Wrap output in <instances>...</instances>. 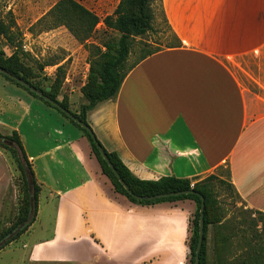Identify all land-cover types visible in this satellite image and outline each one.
<instances>
[{"label":"crops","instance_id":"crops-1","mask_svg":"<svg viewBox=\"0 0 264 264\" xmlns=\"http://www.w3.org/2000/svg\"><path fill=\"white\" fill-rule=\"evenodd\" d=\"M161 2L180 43L137 61L86 121L137 178L193 183L223 167L264 213V0ZM13 130L39 192L34 221L0 264H188L194 201L131 202L78 127L0 75V134ZM215 249L216 264L238 257L220 239Z\"/></svg>","mask_w":264,"mask_h":264},{"label":"rangeland","instance_id":"rangeland-1","mask_svg":"<svg viewBox=\"0 0 264 264\" xmlns=\"http://www.w3.org/2000/svg\"><path fill=\"white\" fill-rule=\"evenodd\" d=\"M58 1L0 0V21L11 32L10 39L0 37V47L6 56L16 51L36 72L39 87L58 101L66 98L69 110L77 112L79 105L86 103L82 88L91 77L92 67L101 60L106 46L115 44L120 36L103 21L113 16L120 0H75L98 19L91 32L78 33L79 36H74L65 25L52 24L50 11ZM148 8L143 31L129 39L121 73L148 51L180 43L166 19L161 0H150ZM75 27L78 32V25ZM210 174L214 177H207ZM210 174L198 179L208 191V218L212 222L206 233L209 249L206 264H216L214 252L218 239L223 241L225 255L234 256L237 246V264H264V213L244 204L228 181L227 169L221 167ZM23 192L21 173L9 150L0 142V230L15 216ZM18 238L16 243L21 239Z\"/></svg>","mask_w":264,"mask_h":264},{"label":"trees","instance_id":"trees-1","mask_svg":"<svg viewBox=\"0 0 264 264\" xmlns=\"http://www.w3.org/2000/svg\"><path fill=\"white\" fill-rule=\"evenodd\" d=\"M150 0H120L117 7L113 13V16H107L104 18V24L108 27L116 29L120 36L115 44H108L106 46L105 52L101 56V60L95 62L91 69L90 79L87 84L82 88V94L86 100V103L79 105L77 112H71L66 98L58 101L55 96L43 90L39 87L36 82V72L33 68L25 64L22 58L16 51H13L11 55L6 56L0 47V68L4 69L12 75L13 78L0 73L6 80L22 87L28 93L34 97L40 99L48 106L54 108L60 112L65 118H67L72 124L78 127L83 135L87 138L92 154L97 159L102 172L108 177L114 189L124 195L131 202L147 205L158 201L164 200H177V199H191L195 203L194 212L190 218L189 228L190 237L188 240L189 264H194L195 248L198 239V218H199V207L201 202V196L204 199L203 208V238L199 251V264H206V233L209 224L208 214V191L205 186L201 184V180H197L192 183L187 178H178L175 176H162L156 180H143L134 176L130 170L122 163L118 158L117 154L114 152H108L103 148L101 143L96 138L92 129L86 121V113L92 109L98 102L112 99L116 96L120 83L124 78L127 71L132 67L137 61L143 59L147 55L160 50L148 51L147 53L141 55V57L134 62L128 70L121 73L123 63L126 60L129 51V39L131 36L141 34L148 17L149 8L148 2ZM53 17V25H65L74 36H79L78 33L88 34L91 32L95 24L97 23V17L90 12L83 5L75 0H59L50 11ZM76 25H78V32L75 30ZM11 32L8 27L0 21V37L4 36L10 39ZM175 46V45H174ZM172 47V46H170ZM42 69V66H39ZM14 78H18L30 86H33L37 90L41 91L44 95H47L58 103L60 108L53 106L50 102L44 100L41 96L30 91L28 87L23 86L21 83L17 82ZM67 111L72 113L75 117L86 124V128L80 126L77 122L71 119ZM0 138H5L11 141V145H2L9 150L14 162L17 165L18 170L21 173L22 182L24 186L23 201L20 204L15 216L10 220L8 226H5L0 230V249L6 246L9 242L17 239L28 227L32 224L35 219L38 201L39 185L36 182L31 163L28 160L25 151L23 149L21 140L15 130L8 134H0ZM96 144H99L106 156L109 158L114 169L118 175L123 179V181L128 186V191L122 186L118 181L117 177L114 175L112 170L108 167L107 163L101 157ZM28 169L32 177V185H28L25 169ZM207 177H214L209 175ZM211 179V178H208ZM182 192L188 191L187 193H181L179 195H171L166 197H160L156 199H139L136 196L143 195H154L163 194L171 192ZM30 192L34 199V211L32 214L29 213V196ZM223 242V241H222ZM237 259H234V264H237ZM222 264H233V260L230 262H223Z\"/></svg>","mask_w":264,"mask_h":264},{"label":"water","instance_id":"water-1","mask_svg":"<svg viewBox=\"0 0 264 264\" xmlns=\"http://www.w3.org/2000/svg\"><path fill=\"white\" fill-rule=\"evenodd\" d=\"M0 73L5 74L11 78L12 75L10 73H8L7 71H5L4 69L0 68ZM17 82L21 83L23 86L28 87L30 91L34 92L35 94L41 96L44 100L50 102L53 106H56L58 108H60V106L58 105V103H56L55 101H53L52 99H50V97H48L47 95H44L41 91L37 90L36 88H34L33 86H30L28 83L18 79V78H14ZM68 116L73 119L75 122H77L80 126L86 128V124L83 123L81 120H79L77 117H75L74 115H72V113H70L69 111H67ZM0 142L6 144V145H11V141L5 139V138H0ZM97 149L101 155V157L103 158V160L107 163L108 167L112 170V172L114 173V175L117 177L118 181L122 184V186L128 191V186L126 185V183L123 181V179L118 175V173L116 172V170L114 169L112 163L110 162L109 158L106 156V154L104 153V151L102 150V148L100 147L99 144H96ZM26 172V177H27V181H28V185L31 186L32 185V177L30 175L29 170L26 168L25 169ZM188 191H182V192H171V193H163V194H154V195H143V196H136L139 199H145V200H150V199H156V198H160V197H166V196H171V195H179L181 193H187ZM201 202H200V207H199V218H198V239H197V244H196V248H195V255H194V264H199V251H200V246H201V242H202V238H203V208H204V199L201 196ZM34 211V199L33 196L30 192V196H29V213L32 214Z\"/></svg>","mask_w":264,"mask_h":264},{"label":"built area","instance_id":"built-area-1","mask_svg":"<svg viewBox=\"0 0 264 264\" xmlns=\"http://www.w3.org/2000/svg\"><path fill=\"white\" fill-rule=\"evenodd\" d=\"M191 185H192V183H191Z\"/></svg>","mask_w":264,"mask_h":264}]
</instances>
